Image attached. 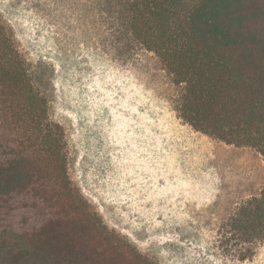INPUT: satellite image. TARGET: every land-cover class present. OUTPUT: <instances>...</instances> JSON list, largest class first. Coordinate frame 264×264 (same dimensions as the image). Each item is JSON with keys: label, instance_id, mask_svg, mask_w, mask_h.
<instances>
[{"label": "rangeland", "instance_id": "1", "mask_svg": "<svg viewBox=\"0 0 264 264\" xmlns=\"http://www.w3.org/2000/svg\"><path fill=\"white\" fill-rule=\"evenodd\" d=\"M84 5L0 0V21L62 128L74 194L149 263L264 264V242L240 262L219 238L239 205L264 189L262 157L185 124L158 59L120 57ZM48 218L29 192L0 196V231L32 232Z\"/></svg>", "mask_w": 264, "mask_h": 264}, {"label": "trees", "instance_id": "2", "mask_svg": "<svg viewBox=\"0 0 264 264\" xmlns=\"http://www.w3.org/2000/svg\"><path fill=\"white\" fill-rule=\"evenodd\" d=\"M98 33L126 60L152 53L194 131L264 161V0H86ZM86 4V3H85ZM0 21V196L29 192L50 211L34 231H0V264H152L74 194L62 128ZM236 261L264 242V189L219 229Z\"/></svg>", "mask_w": 264, "mask_h": 264}]
</instances>
